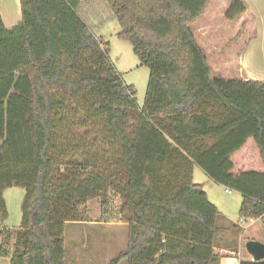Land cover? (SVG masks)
<instances>
[{"label": "trees", "instance_id": "trees-1", "mask_svg": "<svg viewBox=\"0 0 264 264\" xmlns=\"http://www.w3.org/2000/svg\"><path fill=\"white\" fill-rule=\"evenodd\" d=\"M96 1L149 70L142 108L94 34ZM209 1L19 0L16 27L0 17V258L67 264L66 225L86 222V202L110 189L129 220L108 264H215L219 213L194 166L240 194L239 218L264 217V82L211 77L190 28ZM244 12L234 0L224 17ZM79 112L114 148L108 176L91 155L76 159ZM13 187L25 191L18 230L4 226Z\"/></svg>", "mask_w": 264, "mask_h": 264}, {"label": "rangeland", "instance_id": "rangeland-1", "mask_svg": "<svg viewBox=\"0 0 264 264\" xmlns=\"http://www.w3.org/2000/svg\"><path fill=\"white\" fill-rule=\"evenodd\" d=\"M228 2L229 0H218L217 5L209 7L205 16L191 27V30H194V35L198 36V40L196 37L195 39L200 47L201 44L204 45L201 49L208 60L212 78L216 77L214 74L223 70V67L227 71V65L220 63L223 60L220 55L223 54L225 56V53H232L231 58L228 56L230 58V64L228 65L230 70L228 71L235 72L236 63L233 62L232 57H235L236 54L233 52L237 53L239 48L231 51L230 47L232 44H237L238 38L243 33V27L246 25L241 23L239 26L237 23L227 22L228 20L225 19L223 11H225L224 9ZM229 3L231 4V2ZM258 3L261 6L259 0ZM95 7H97L94 10L95 14L91 15L92 22L96 26L94 34L103 43L109 44L108 57L110 62L121 75L123 83L134 89L137 104L139 108H142L149 83V70L139 66V61L128 42L117 39V34L120 31L119 26L115 20L110 18L109 13L103 11L104 5L96 1ZM196 27L201 29L198 28L199 31H196ZM200 30L205 35L200 36ZM202 38H206L208 42ZM219 43L222 45L219 46ZM258 47L261 48L260 42ZM259 53L264 56V52H257V54ZM225 70L223 71L225 72ZM260 76V73L255 75L257 79H261ZM81 114L79 112L75 118L76 126L73 129V134L78 140V148L75 153L76 159L83 155H91L95 160V164H97L99 172L108 176V171H111L108 164L112 165L114 148L101 130L98 131L92 127H86L79 121V115ZM137 123L138 119L127 121L124 129L125 133L130 134ZM205 191L208 193L210 201L218 205L221 211L230 212L234 215L231 220L233 223L237 222L238 224L240 220L242 221L239 223V230L245 227L246 224H253L252 221H243L237 215L238 205H240L242 200L240 194L228 192L210 179L205 185ZM24 194V189L13 187L8 189L6 195H4L8 203V219L5 222V226L10 230H18L20 228V207ZM83 208L84 206H81V209ZM120 208V196L113 193L110 189H107L104 198H94L86 202V222H74L66 225L67 264H108L111 257H115L124 251L123 249L127 245V221L129 218L125 213L123 215L120 213ZM242 237L244 241L249 237L260 238L264 241V219L258 220ZM245 255L246 253L244 252L242 258ZM122 264L127 263L123 262Z\"/></svg>", "mask_w": 264, "mask_h": 264}, {"label": "crops", "instance_id": "crops-1", "mask_svg": "<svg viewBox=\"0 0 264 264\" xmlns=\"http://www.w3.org/2000/svg\"><path fill=\"white\" fill-rule=\"evenodd\" d=\"M217 1L218 0L209 1L201 18L205 16V13L209 9V7H211L212 5L214 6L217 5L216 4ZM232 1L234 0H229V2H232ZM239 1L245 7V12L244 14L239 16L237 19L230 21V23L232 24L237 23L239 26L241 25V23H244L246 25H244L243 27V33L241 37L238 38L237 44H232L230 47L231 51L233 49L239 48V51L237 53L233 52L236 54L235 57L234 56L232 57L233 62L236 63V67L234 68L235 72L228 71L230 70V67L228 65L230 64L229 59L231 58L232 53L231 52L225 53V56L223 54L220 55V57H223L222 58L223 60L219 62L227 65V71L223 67L222 69L225 70V72L223 70L217 71L216 74H214L216 75V77H214L213 79L264 82V56H261V53L257 54V52H261V51L264 52V0H259L261 2V6L259 5L258 0H239ZM229 2L225 6V9H224L225 11L229 7L228 6L230 4ZM225 11H223V13H225ZM0 17H1V20H2V23L5 29L10 30L16 27L17 24L21 20L19 0H0ZM227 22L229 23V21ZM195 24L191 25L190 28L193 27ZM198 28L200 27H196V31H199ZM191 31L194 35V30H191ZM199 35L203 36L205 35V33L201 32L200 30ZM202 39L208 42L206 38H202ZM259 42L261 44V48L258 47ZM218 45L221 46L222 44L219 43ZM201 47H204V45L201 44ZM228 56H230V58H228ZM257 73L261 74L260 76L261 79H257L255 77ZM208 180H209L208 177L198 167L196 166L193 167L192 182L202 186V190L206 194L208 201L216 206L218 213H219L216 219V226L218 228V231L213 240V252L218 257L217 262L215 264H239L241 261H252L251 257L248 255V253L245 250V244L248 241H257V242L264 244V241L263 239H260V238L254 239V237L252 238L249 237L246 241H244L242 236L247 231H249L258 220H263L264 217L261 219H255V220L240 218L245 222L247 220L252 221L253 224L252 223L246 224L245 227L239 230L240 229L239 223H241L242 221L240 220L238 224L237 222L233 223L231 221L232 218H234L233 214H231L230 212L221 211L218 205L210 201V197L208 193L205 191V185ZM7 190L4 191L3 198L6 203V207L8 211V205H7L8 203L6 202L5 196H4L6 195ZM9 195L11 196V194ZM238 206L240 207V205ZM237 215H238V212H237ZM125 249H126V246L123 250ZM244 252L246 253V255L244 256V258H242V254ZM112 258H114V256L111 257L109 261ZM0 264H10V263L7 258H0Z\"/></svg>", "mask_w": 264, "mask_h": 264}, {"label": "water", "instance_id": "water-1", "mask_svg": "<svg viewBox=\"0 0 264 264\" xmlns=\"http://www.w3.org/2000/svg\"><path fill=\"white\" fill-rule=\"evenodd\" d=\"M245 250L253 262L264 260V244L257 241H248Z\"/></svg>", "mask_w": 264, "mask_h": 264}]
</instances>
